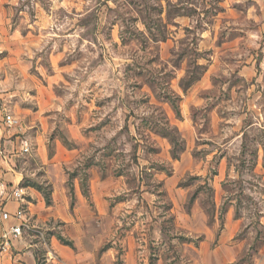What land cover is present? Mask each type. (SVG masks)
<instances>
[{"label": "rangeland", "instance_id": "374dc122", "mask_svg": "<svg viewBox=\"0 0 264 264\" xmlns=\"http://www.w3.org/2000/svg\"><path fill=\"white\" fill-rule=\"evenodd\" d=\"M0 41V264H264V0H0Z\"/></svg>", "mask_w": 264, "mask_h": 264}, {"label": "built area", "instance_id": "2783aa9c", "mask_svg": "<svg viewBox=\"0 0 264 264\" xmlns=\"http://www.w3.org/2000/svg\"><path fill=\"white\" fill-rule=\"evenodd\" d=\"M1 122L4 128H6L7 130H10V128H22L21 118L10 110H3L1 112ZM31 149V141L22 140L20 144L21 152L27 153ZM23 193L24 190L22 186H13L9 195L14 200H20L22 199ZM0 215L3 219L11 220L10 223L6 226L5 231L2 234L3 239L0 242L1 247L5 249L14 240L20 238L25 223V218L19 206H17L14 210L3 208Z\"/></svg>", "mask_w": 264, "mask_h": 264}, {"label": "crops", "instance_id": "0c3cea01", "mask_svg": "<svg viewBox=\"0 0 264 264\" xmlns=\"http://www.w3.org/2000/svg\"><path fill=\"white\" fill-rule=\"evenodd\" d=\"M0 47H2V46H1V41H0ZM17 240H18V239H17ZM14 241H16V240H14Z\"/></svg>", "mask_w": 264, "mask_h": 264}]
</instances>
